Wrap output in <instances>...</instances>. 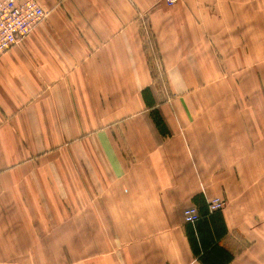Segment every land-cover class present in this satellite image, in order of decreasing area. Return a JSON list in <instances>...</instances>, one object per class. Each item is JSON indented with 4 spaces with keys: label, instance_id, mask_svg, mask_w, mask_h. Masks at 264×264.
I'll return each instance as SVG.
<instances>
[{
    "label": "crops",
    "instance_id": "obj_1",
    "mask_svg": "<svg viewBox=\"0 0 264 264\" xmlns=\"http://www.w3.org/2000/svg\"><path fill=\"white\" fill-rule=\"evenodd\" d=\"M36 1L0 55V264H264V0Z\"/></svg>",
    "mask_w": 264,
    "mask_h": 264
},
{
    "label": "built area",
    "instance_id": "obj_2",
    "mask_svg": "<svg viewBox=\"0 0 264 264\" xmlns=\"http://www.w3.org/2000/svg\"><path fill=\"white\" fill-rule=\"evenodd\" d=\"M173 4L176 0H165ZM47 12L36 0H0V54L9 50L42 21ZM224 200L214 197L208 202L210 211L222 209ZM199 217L195 206L183 210L186 223H193Z\"/></svg>",
    "mask_w": 264,
    "mask_h": 264
},
{
    "label": "trees",
    "instance_id": "obj_3",
    "mask_svg": "<svg viewBox=\"0 0 264 264\" xmlns=\"http://www.w3.org/2000/svg\"><path fill=\"white\" fill-rule=\"evenodd\" d=\"M147 90H148V89H144V90L142 91V95L144 96L143 98H144L145 103H149V100H147V98H146V96H145ZM154 123L156 124L157 127L160 125L159 120L157 119V117H154ZM198 218H199V217H198ZM194 222H195V221H194Z\"/></svg>",
    "mask_w": 264,
    "mask_h": 264
},
{
    "label": "rangeland",
    "instance_id": "obj_4",
    "mask_svg": "<svg viewBox=\"0 0 264 264\" xmlns=\"http://www.w3.org/2000/svg\"><path fill=\"white\" fill-rule=\"evenodd\" d=\"M6 52V51H5ZM5 52H3V53H5ZM2 53V54H3ZM152 54V53H151ZM1 55V54H0ZM153 57V56H152ZM154 58V57H153ZM154 64V63H153ZM257 85H262V82H261V80L259 81V83L257 84Z\"/></svg>",
    "mask_w": 264,
    "mask_h": 264
}]
</instances>
